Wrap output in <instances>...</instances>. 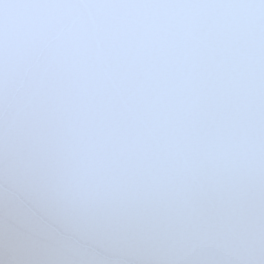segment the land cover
I'll return each mask as SVG.
<instances>
[{
  "label": "water",
  "instance_id": "1",
  "mask_svg": "<svg viewBox=\"0 0 264 264\" xmlns=\"http://www.w3.org/2000/svg\"><path fill=\"white\" fill-rule=\"evenodd\" d=\"M0 264H264V0H0Z\"/></svg>",
  "mask_w": 264,
  "mask_h": 264
}]
</instances>
